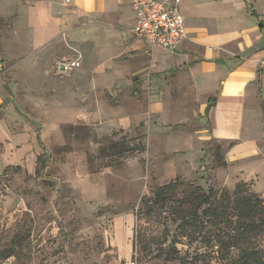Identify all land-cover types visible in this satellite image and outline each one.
<instances>
[{
  "label": "rangeland",
  "instance_id": "374dc122",
  "mask_svg": "<svg viewBox=\"0 0 264 264\" xmlns=\"http://www.w3.org/2000/svg\"><path fill=\"white\" fill-rule=\"evenodd\" d=\"M191 1L204 21L213 0ZM15 6L0 0V264H171L139 243L157 249L162 222L140 223L138 211L160 186L178 182L180 197L243 185L264 199V153L242 159L213 138L199 100L174 88L176 71L160 70L128 34L110 41L79 24L34 48ZM73 59L78 69L59 70ZM159 101L190 113L167 120Z\"/></svg>",
  "mask_w": 264,
  "mask_h": 264
},
{
  "label": "crops",
  "instance_id": "0c3cea01",
  "mask_svg": "<svg viewBox=\"0 0 264 264\" xmlns=\"http://www.w3.org/2000/svg\"><path fill=\"white\" fill-rule=\"evenodd\" d=\"M133 1L14 0V3L15 10L21 13L18 21L23 24L24 19L27 23L34 48L52 41L63 28L76 24L95 29L110 41L114 36L128 34L134 40L133 48L153 57L160 70L176 71L180 82L174 88L183 97L199 100L200 113L213 123V138L232 143V152L242 159L263 154L264 0H251V14L246 11L245 0H213L205 10L204 21L191 0L181 1L179 9L187 38L172 55L160 48L150 49L146 40L130 33L136 22ZM181 6L186 7L188 16ZM105 43L97 36V55L101 59L107 56ZM0 67L3 68L1 62ZM211 99H215L212 104ZM3 101L0 88V106ZM175 102L159 101L154 109L163 112L167 120H178L171 117L178 112L188 117L190 112L178 109ZM5 161L0 155V164ZM258 162L257 168L264 171V158Z\"/></svg>",
  "mask_w": 264,
  "mask_h": 264
},
{
  "label": "trees",
  "instance_id": "16d2710c",
  "mask_svg": "<svg viewBox=\"0 0 264 264\" xmlns=\"http://www.w3.org/2000/svg\"><path fill=\"white\" fill-rule=\"evenodd\" d=\"M214 101L211 99V104ZM130 151L125 147L120 154ZM181 186L171 182L160 186L153 197L142 200L139 222L151 217L162 222L157 249L139 237L145 252L159 251L171 264H208L213 260L219 264H264L263 198L249 193L243 185L232 194L195 188L183 190L178 197ZM170 225L175 226L174 231ZM180 245L186 249H180Z\"/></svg>",
  "mask_w": 264,
  "mask_h": 264
},
{
  "label": "built area",
  "instance_id": "2783aa9c",
  "mask_svg": "<svg viewBox=\"0 0 264 264\" xmlns=\"http://www.w3.org/2000/svg\"><path fill=\"white\" fill-rule=\"evenodd\" d=\"M180 1L134 0L136 22L129 30L130 33L146 40L151 49L160 48L170 53L177 52L187 38L184 18L179 9ZM80 66V59H73L61 63L58 68L63 72H70Z\"/></svg>",
  "mask_w": 264,
  "mask_h": 264
}]
</instances>
